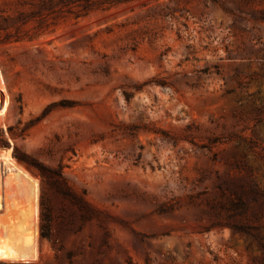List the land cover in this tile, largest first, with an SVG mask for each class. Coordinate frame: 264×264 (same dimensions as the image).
Instances as JSON below:
<instances>
[{
	"label": "rangeland",
	"instance_id": "rangeland-1",
	"mask_svg": "<svg viewBox=\"0 0 264 264\" xmlns=\"http://www.w3.org/2000/svg\"><path fill=\"white\" fill-rule=\"evenodd\" d=\"M40 2L0 0V154L39 188L37 258L0 264H264V239L210 219L219 176L264 189V0H121L78 18L59 0L34 17ZM16 153L100 209L59 229L70 209L50 193L61 251Z\"/></svg>",
	"mask_w": 264,
	"mask_h": 264
},
{
	"label": "trees",
	"instance_id": "trees-1",
	"mask_svg": "<svg viewBox=\"0 0 264 264\" xmlns=\"http://www.w3.org/2000/svg\"><path fill=\"white\" fill-rule=\"evenodd\" d=\"M121 0H59L63 7L76 6L77 9L70 8L76 18L86 16L95 9L105 8L106 4H115ZM49 11L53 13V0H41L37 11L33 16H42ZM261 19L264 20V12H261ZM19 38V37H18ZM264 64V60H263ZM220 74V73H219ZM129 101L132 94L125 92ZM35 167L42 179V193L40 199V233L42 238L50 240L57 251L64 249L63 242L53 229L54 206L50 193H54L61 199L63 209L68 206L70 213L68 218L62 217L59 221V229L64 225H77L81 230L87 222L100 218V209L95 207L87 198L86 191L75 189L65 177L61 168L49 166L29 156H20ZM250 181L244 187L241 181L235 177H218L217 188L220 199L211 205V227L229 226L232 229L247 233L262 243L264 236L256 233L261 226L252 221H258L262 215L261 205L264 202V189L260 190L257 183L253 181L252 174L248 175ZM107 244V238L105 239Z\"/></svg>",
	"mask_w": 264,
	"mask_h": 264
},
{
	"label": "bare ground",
	"instance_id": "bare-ground-1",
	"mask_svg": "<svg viewBox=\"0 0 264 264\" xmlns=\"http://www.w3.org/2000/svg\"><path fill=\"white\" fill-rule=\"evenodd\" d=\"M2 82L0 73V120L8 110V98L3 92ZM4 167L8 170L6 176H3ZM38 200L37 180L16 163L10 150L1 153L0 260L31 261L37 258Z\"/></svg>",
	"mask_w": 264,
	"mask_h": 264
},
{
	"label": "built area",
	"instance_id": "built-area-1",
	"mask_svg": "<svg viewBox=\"0 0 264 264\" xmlns=\"http://www.w3.org/2000/svg\"><path fill=\"white\" fill-rule=\"evenodd\" d=\"M4 84V83H3Z\"/></svg>",
	"mask_w": 264,
	"mask_h": 264
}]
</instances>
